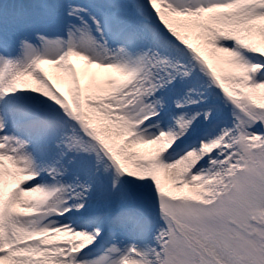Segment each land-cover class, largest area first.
<instances>
[{
	"label": "snow or ice",
	"instance_id": "1",
	"mask_svg": "<svg viewBox=\"0 0 264 264\" xmlns=\"http://www.w3.org/2000/svg\"><path fill=\"white\" fill-rule=\"evenodd\" d=\"M0 264H264V0H0Z\"/></svg>",
	"mask_w": 264,
	"mask_h": 264
},
{
	"label": "bare ground",
	"instance_id": "2",
	"mask_svg": "<svg viewBox=\"0 0 264 264\" xmlns=\"http://www.w3.org/2000/svg\"><path fill=\"white\" fill-rule=\"evenodd\" d=\"M75 63H77V66L78 67H80V66H82L85 62L84 61H82V60H78V61H76ZM51 73H54L55 71H56V69L55 68H53V67H51V66H45Z\"/></svg>",
	"mask_w": 264,
	"mask_h": 264
},
{
	"label": "rangeland",
	"instance_id": "3",
	"mask_svg": "<svg viewBox=\"0 0 264 264\" xmlns=\"http://www.w3.org/2000/svg\"><path fill=\"white\" fill-rule=\"evenodd\" d=\"M162 180H163V177H162Z\"/></svg>",
	"mask_w": 264,
	"mask_h": 264
}]
</instances>
